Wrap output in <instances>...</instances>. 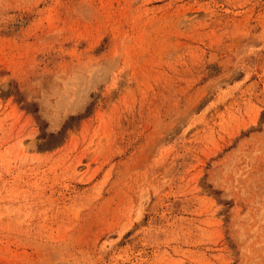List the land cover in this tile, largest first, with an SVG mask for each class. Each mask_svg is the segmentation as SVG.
Returning a JSON list of instances; mask_svg holds the SVG:
<instances>
[{"label":"rangeland","instance_id":"obj_1","mask_svg":"<svg viewBox=\"0 0 264 264\" xmlns=\"http://www.w3.org/2000/svg\"><path fill=\"white\" fill-rule=\"evenodd\" d=\"M0 264H264V0H0Z\"/></svg>","mask_w":264,"mask_h":264}]
</instances>
